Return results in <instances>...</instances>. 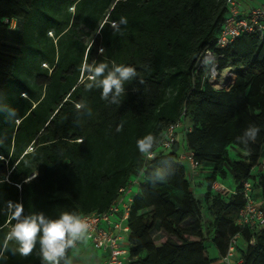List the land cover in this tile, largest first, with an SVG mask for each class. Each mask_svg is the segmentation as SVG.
<instances>
[{
	"label": "trees",
	"instance_id": "trees-1",
	"mask_svg": "<svg viewBox=\"0 0 264 264\" xmlns=\"http://www.w3.org/2000/svg\"><path fill=\"white\" fill-rule=\"evenodd\" d=\"M226 16L225 0H0V109H16L11 121L0 111V244L15 223L8 202L22 204L25 215L52 218L103 212L142 172L128 219V264H212L208 236L224 256L237 233L248 243L241 264H264V228L236 221L245 179L258 180L264 209L257 168L264 156V33L242 34L220 51V67L237 72L229 89L202 85L196 70ZM112 62L135 67L137 81L144 80L126 84L118 103L86 90L88 74L80 71L85 63ZM78 102L92 109L90 117L78 116ZM184 118V144L159 150L168 125ZM249 125L260 128L256 141L239 144ZM147 134L159 139L151 159L136 148ZM181 150L210 167L206 208L177 162ZM157 170L171 172L167 182L150 179ZM228 173L235 189L224 198L213 186ZM36 251L26 258L6 253L0 264H40Z\"/></svg>",
	"mask_w": 264,
	"mask_h": 264
},
{
	"label": "built area",
	"instance_id": "built-area-1",
	"mask_svg": "<svg viewBox=\"0 0 264 264\" xmlns=\"http://www.w3.org/2000/svg\"><path fill=\"white\" fill-rule=\"evenodd\" d=\"M227 16L223 27L217 36L214 45L206 48L199 56L196 70L202 71L201 84L208 83L213 88L229 89L236 78V69L227 65L220 67L219 61L223 57L220 51L229 46L237 37L242 34L264 33V1L258 6H251L244 10L242 0H225ZM11 28H16V20L11 21ZM182 121L170 124L165 129L159 150H170L175 142H178V129ZM187 128L186 131H189ZM161 148V149H160ZM156 152H154V156ZM153 156V157H154ZM152 157V158H153ZM151 159V158H150ZM177 162L184 167H190L191 176L198 173L202 166L196 161L194 153L190 150H181L177 157ZM258 170L264 172V156L260 159ZM136 181L131 178L130 182L120 188L119 195L111 206L103 212H92L81 215L90 225L91 239V260H97V253H101L102 259L96 261L97 264H128L130 258V246L128 243L130 215L134 192L132 186L142 182V172L135 175ZM258 180L250 177L242 181L241 193L245 200L243 207L237 214V223L242 228H249L258 231L264 228L263 200L259 195L256 185ZM139 189V187H138ZM240 233L234 235L229 243L227 253L222 257L223 264H241V257L234 258L236 244Z\"/></svg>",
	"mask_w": 264,
	"mask_h": 264
},
{
	"label": "clouds",
	"instance_id": "clouds-1",
	"mask_svg": "<svg viewBox=\"0 0 264 264\" xmlns=\"http://www.w3.org/2000/svg\"><path fill=\"white\" fill-rule=\"evenodd\" d=\"M81 73H87V83L82 75L80 82L85 83L86 90L100 89L101 99L109 103H118L119 98L125 94V85L137 81V70L131 65L116 64L111 67L107 63H85ZM144 84L143 79L137 81ZM138 90V89H137ZM23 99L27 98L22 93ZM78 116H91L92 109L84 102L75 104ZM9 121L16 118V109H0ZM79 122V121H77ZM123 125L117 126V131L122 130ZM260 133V128L249 125L241 136L236 137L239 144L247 146L254 143ZM159 143L158 137L147 134L136 141V148L145 159L154 156V148ZM171 172L157 170L150 179L154 183L167 182ZM7 210L9 222L15 221L0 244V261H6V253L28 257L36 251L40 264H74L81 257V245H86L91 239V225L76 211H61L56 218L48 217L43 212L24 214L23 205L8 202ZM91 257L87 258L90 264Z\"/></svg>",
	"mask_w": 264,
	"mask_h": 264
},
{
	"label": "rangeland",
	"instance_id": "rangeland-1",
	"mask_svg": "<svg viewBox=\"0 0 264 264\" xmlns=\"http://www.w3.org/2000/svg\"><path fill=\"white\" fill-rule=\"evenodd\" d=\"M243 4L246 5V2H248L247 0H242ZM250 3H257L258 0H249ZM84 39L88 42L90 40V38L88 36H83ZM189 121L188 119L184 118L182 120V129L181 131H179L182 136V143L184 144V135L186 133V129L189 128ZM161 149V148H160ZM230 155L231 157L235 158L237 156V152L234 149H230ZM256 171V169L254 170ZM210 174V172H205L204 171V175H208ZM137 176H133V180L136 181ZM190 179V178H189ZM193 185V189L196 193L197 198L200 200V202L202 203L203 208L208 207V204L204 201L205 198V193H206V186H207V182L205 180V177L201 178L200 180H197L196 182H191ZM222 184V185H221ZM138 184H134L132 186L133 191L136 192L138 190ZM235 188V183H234V178L233 175L231 173H228V176L224 179H218V181L214 184L213 189H214V193H220L224 198H227L228 195L231 194L230 190ZM161 235V233H160ZM206 246L208 247L209 253L211 254V251L214 248V245L212 244V240H211V236L209 235L207 240H206Z\"/></svg>",
	"mask_w": 264,
	"mask_h": 264
},
{
	"label": "crops",
	"instance_id": "crops-1",
	"mask_svg": "<svg viewBox=\"0 0 264 264\" xmlns=\"http://www.w3.org/2000/svg\"><path fill=\"white\" fill-rule=\"evenodd\" d=\"M248 2H246V5H244V10H248L251 6H258L260 5L264 0H258L257 3H250L249 0H247ZM182 129V126L178 129V140L179 142H183L182 140V136L181 134H179ZM235 151H237L236 149H234ZM210 170V167L209 166H205L204 168H201L199 169L198 173L194 176V178L191 176V173H190V167L188 165L185 166V171H186V177L194 183L196 182L197 180H200L201 178L205 177L206 175H204V171L208 172ZM222 185V184H221ZM235 189V188H234ZM234 189H231L230 192H233ZM248 246V243L245 241V239L240 236L237 240V244H236V251H235V254H234V258L235 259H238L241 257L242 253L246 250ZM90 253H91V244H90V241H88V243L86 245H81V257L80 258H77L75 261H74V264H87V258L90 257ZM98 256V259L101 258L102 259V255L101 253H97ZM211 258L214 259L213 263L212 264H223V261H222V257L223 255H221V253L219 252V249L214 246L213 250L211 251V254H210ZM97 260H91L90 261V264H97L96 261Z\"/></svg>",
	"mask_w": 264,
	"mask_h": 264
}]
</instances>
